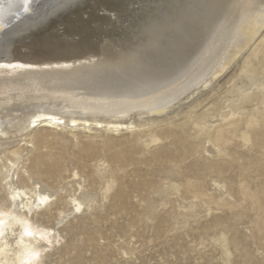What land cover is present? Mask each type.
Listing matches in <instances>:
<instances>
[{
  "label": "rangeland",
  "instance_id": "374dc122",
  "mask_svg": "<svg viewBox=\"0 0 264 264\" xmlns=\"http://www.w3.org/2000/svg\"><path fill=\"white\" fill-rule=\"evenodd\" d=\"M255 80L264 31L211 85L132 131L28 124L2 137L0 209L53 230L40 264H264V94L239 101ZM19 190L31 201L14 202ZM38 194L50 201L29 214Z\"/></svg>",
  "mask_w": 264,
  "mask_h": 264
},
{
  "label": "bare ground",
  "instance_id": "6f19581e",
  "mask_svg": "<svg viewBox=\"0 0 264 264\" xmlns=\"http://www.w3.org/2000/svg\"><path fill=\"white\" fill-rule=\"evenodd\" d=\"M30 2L0 0V139L28 124L132 131L144 116L165 114L211 85L264 31V0ZM262 94L264 80H255L239 101ZM25 199L22 190L12 196ZM37 201L29 214L50 198ZM54 236L0 209V264H40Z\"/></svg>",
  "mask_w": 264,
  "mask_h": 264
},
{
  "label": "water",
  "instance_id": "95a60500",
  "mask_svg": "<svg viewBox=\"0 0 264 264\" xmlns=\"http://www.w3.org/2000/svg\"><path fill=\"white\" fill-rule=\"evenodd\" d=\"M28 1L30 2L31 0H28ZM4 2H5V0H2V3H4ZM32 11L33 10L31 8H27L25 13L26 14H32L33 13ZM2 31H3V27H2V25H0V35H1Z\"/></svg>",
  "mask_w": 264,
  "mask_h": 264
}]
</instances>
